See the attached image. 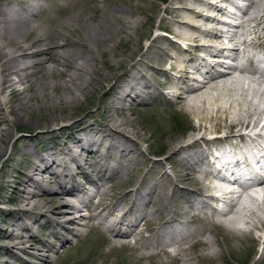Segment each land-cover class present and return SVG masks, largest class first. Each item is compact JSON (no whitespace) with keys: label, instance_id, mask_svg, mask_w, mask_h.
Segmentation results:
<instances>
[{"label":"bare ground","instance_id":"bare-ground-1","mask_svg":"<svg viewBox=\"0 0 264 264\" xmlns=\"http://www.w3.org/2000/svg\"><path fill=\"white\" fill-rule=\"evenodd\" d=\"M46 1L0 3V157L6 153L13 127L22 123L25 115L47 106H70L93 81L107 82L108 74L99 68L96 54L103 58L108 53L109 59L103 60L112 65L114 59L109 61L119 54L116 49L130 41L141 25L135 11L139 6L132 0H126L128 9L99 5L97 0H91L96 4L88 7L86 0H61L54 13L45 16L41 12ZM182 1L172 10L170 24L176 28L168 35L188 46L187 51L172 55L161 38L154 37L145 51L138 53L139 58L129 63L128 71L104 91L103 102L114 111L129 110L133 102H143L153 93L155 75L168 73L163 65L170 61L175 75L166 85L178 87L176 98L199 120L198 134L182 143L172 137L166 143L171 150L165 159L170 172L163 171L151 187L144 186L142 178L110 206L108 201L114 196L108 194L105 184L135 166L143 139L120 127L114 117L99 125L85 123V116L33 127L34 137L79 128L62 144L44 146L43 153L37 152L36 144L11 145L6 160H13L18 152L26 167L21 177L13 180V197L20 208L4 213L1 221L12 227L0 229V234L9 237L0 241H10L20 253H28L31 257L26 264H49L40 246H53L47 240L26 238L32 231L25 218L43 224L61 242L65 241L61 233L69 224L120 234L124 237L117 240L119 245L134 255L136 263L156 257L183 261L186 256L185 263L193 264L190 261L197 257L192 255V247L203 245L213 254L212 243L222 227L236 232L230 242L241 244L250 239L253 245L262 244L264 256V238L254 236L256 230H264V124H259L264 119V0ZM224 4L232 5L233 10ZM88 9L90 15L85 14ZM143 37L136 40L137 47ZM180 42H174L172 49L177 51ZM148 56L152 62L142 64ZM4 111L11 115L12 125ZM225 142L230 149L225 148ZM201 143L204 150L198 148ZM237 144L251 149L247 153L239 149L242 162L231 165L227 156L235 150L233 154H237ZM87 163L91 171L85 170ZM5 175L2 167L0 181ZM78 177L83 180L77 181ZM220 177H226V186L219 184ZM233 185H240L241 190L236 192ZM227 187L228 198H220ZM52 188L56 194L45 197L44 191ZM81 208L85 212H78ZM149 216H159V221L154 222L149 230L152 238L147 239L143 231ZM192 218L199 220L198 227L188 229L187 221ZM104 238L115 248L114 238ZM9 246H0V264L22 259Z\"/></svg>","mask_w":264,"mask_h":264},{"label":"rangeland","instance_id":"rangeland-1","mask_svg":"<svg viewBox=\"0 0 264 264\" xmlns=\"http://www.w3.org/2000/svg\"><path fill=\"white\" fill-rule=\"evenodd\" d=\"M97 1L99 5L109 7L119 6L121 8L128 9L126 0ZM132 1L139 6L135 9V11L137 13L139 12L138 15H136L139 16L141 25L131 36V40L127 41L128 43L126 42L125 45L120 46L116 49L119 54L115 55V57H113L111 61H109L111 63L114 59L112 65L104 63L103 58H108V53H106L103 58L100 55L96 54V62L98 63L99 68L108 74H106L108 77L107 82L103 81L102 84H96L93 81L88 85L89 87L85 90L83 96L80 97L79 100L74 101L75 104L72 102L73 104L71 103L70 106H47L39 110H33L23 117V122L17 125L18 128L17 126L13 127L9 142L7 143V148L5 151L6 153H4L0 157V171L3 167V170L6 174V177L2 178V180L0 181V229L8 230L7 228L12 227L9 222L4 223L1 221V219H4V213L7 211L15 212L18 210V208H20V205H18L13 197L15 195L13 193L14 189L12 185H14L13 183L17 179L16 177H21L20 172L24 171L26 167V162L20 158L18 152H15L16 157L14 156L13 160H9V162L6 160L8 154L12 150L11 145L15 142L16 147L22 148L25 144H28L29 146H34V144H36L37 152L43 153L45 152L44 149L47 146H50V144L51 146H55V143L57 142L62 144L64 141H67L70 133L76 132L78 130L77 128H79L78 126H74L64 130H59L60 132L57 130L55 132H52L51 135L50 133H45L40 137H34L32 136L34 135L32 133L35 131L33 127H35L36 125L44 126V124L48 123L49 121H53L56 119L57 121L59 120L60 122L62 121L64 123H67L65 121H73L85 116L86 117L83 119L85 123H93L94 125H99L114 117L115 119L120 121L118 122L119 125H121L120 127L129 132L135 133V137L143 139V142H141L140 144L141 155L137 158V163L135 164V166H129L128 172L124 173L119 178H113L112 180H109L105 184V188L108 194L110 196L113 194L112 196H114L111 200L108 201V204H110V206L115 201L122 199V195L124 194V192L129 190L130 188H134V186L142 178H144V186L151 187L154 183L158 182L157 179L163 171L170 172V163L165 159L166 157H168L171 150L167 148L169 147L167 144L172 137L177 136L179 138L178 141L182 143L186 139H189L191 137L193 138L198 134L196 126L199 120L196 118V115L192 111L185 109V107L182 106L181 99L176 98L177 92L175 90L176 88L178 89V87H170L166 85V83L169 82L168 80L175 75L174 70L170 69V61L163 65V68L167 70L168 73L155 75L157 76V78H155V84L151 86V90L153 93L152 95L147 96L143 102H133V105L130 107L131 109L125 111H122L120 109L115 111L110 110L103 102V98L106 97L105 94H103L104 91L119 79L124 70L128 71L129 63L139 58L138 53L145 51L146 47L150 44L151 39H153L154 37L158 36L159 38H161L163 42L162 45L167 46L169 52L172 55H176L178 52L183 55L182 53L184 51L186 52L188 49V46H184L180 42V40H177L176 37L168 35L169 33L173 32V30L175 31L176 28L174 24H170L171 20L174 17L172 10L177 9L178 6L182 4V0ZM236 1L240 2V0ZM1 2L2 0H0V3ZM58 2H61V0L46 1L44 10L41 12V15L45 14L46 16L54 13V8L56 7V3ZM86 2H88L87 7L89 6V4H96V1L86 0ZM189 5L193 4L189 3ZM224 5H226L227 10H233L232 5ZM89 9L85 12L86 15H90L92 13ZM204 12L207 13L209 11ZM95 16H99V14H95ZM226 17V20L235 22L234 19L228 16ZM208 25L209 24H206L205 26ZM236 32L239 33L238 29L236 30ZM140 36H144L146 37V39L144 40V37L139 39L137 47L136 40L138 39V37L140 38ZM249 38L250 37H247V39ZM174 42H180L182 46L181 47L179 45V47L177 45V51L173 50L171 47ZM168 44L170 45L168 46ZM183 47L187 48L184 49ZM152 50L153 52L157 51V49L154 47H152ZM251 50L252 49H250V52ZM148 57L143 58V61H141V63L144 65H149L152 62L151 60L153 58H151V56ZM155 57H158V54ZM119 59L121 60L119 61ZM150 72H152L153 75L155 74L153 70H150ZM257 94H260V92H258ZM5 112L6 111H4L3 115H6L5 117L7 118V121L12 125L13 122L11 115H8ZM206 123H208L209 125L211 122ZM199 133L203 134V132ZM207 133L208 132H205L204 135L206 136ZM19 138L22 139L18 141L17 139ZM225 143L227 145L225 148L230 149L231 145L227 144V142ZM237 145V154H233L236 152L235 150L234 152H231L229 156H227L229 159H232L231 165L242 162L243 154L239 152V149H241L244 153L249 152V150L251 149L250 146L245 144H241V146L240 144ZM206 146L212 148L214 145ZM198 148L204 150L202 143ZM85 167H87V169H85L87 171H91L89 169H92V167L89 166L88 163L85 165ZM148 170L149 172H147ZM172 176L174 175H172L171 173V177ZM22 177L24 176L22 175ZM78 180H83V178L78 177L77 181ZM169 183L171 182L169 181ZM55 194V189L52 188L46 189L43 195L45 197H52ZM246 201H248L247 203H251L249 200ZM83 211L85 212L84 208L78 210V212ZM25 219L28 223V230L33 232H31V234H28V236H25L26 238H29V240L34 242L38 241L39 238L47 240L52 244L51 246L53 247L51 249L40 246L42 252H44L45 256H47L49 264H186V256L183 257L184 255L182 256L184 258L183 261H176L172 258L166 257H156L148 258L139 263H136L134 262V255H132L126 248L121 247L119 245V242L117 241L123 239L120 237L124 236L109 232V230H105V228L98 229V231L95 228H90L89 226L78 228L81 226L80 224H69V228H67V230H63L61 233V238L65 239V241L63 240V242H61L58 238L52 236L48 229L42 226L43 224L38 225V223L33 222L32 219ZM146 219H148L145 225L147 231L144 230L143 235L144 238L148 239L149 237H151V233L149 230L157 224L156 222L159 221V216H149ZM146 219L144 221H146ZM198 222V219L192 218L187 221L186 226L188 229L197 228ZM92 224L96 225V222L93 221ZM120 227L122 231L125 226L124 224H122L120 225ZM256 231L257 232L254 233V236H256L258 239L264 238V230ZM233 233L236 232L228 227H222L220 229V231L216 235V243H212V249H214L213 254L208 253L210 252V250H207V248L203 245L198 244L193 246L192 255H195L197 258L195 260H191L190 262H193V264H264V256L262 255V253H260L262 244L253 245L250 239H244L241 244L235 243L233 241L230 242L228 239L231 238L234 240V238L237 237L236 234ZM30 235L34 237L31 238ZM110 236L117 241V243H115V248H110V244L105 242L104 237L111 239ZM2 237L9 239V237H5L1 233L0 238ZM208 237L210 239L212 238L210 234L208 235ZM10 238H12V236H10ZM9 242L10 241H0V246L9 244L11 245V247L9 246L11 250L14 249L13 251L19 252V250L14 248L12 246V243ZM20 255L22 259H18L17 261H15V264H26V262L30 261L31 256L28 253L21 252Z\"/></svg>","mask_w":264,"mask_h":264},{"label":"trees","instance_id":"trees-1","mask_svg":"<svg viewBox=\"0 0 264 264\" xmlns=\"http://www.w3.org/2000/svg\"><path fill=\"white\" fill-rule=\"evenodd\" d=\"M160 152V151H159Z\"/></svg>","mask_w":264,"mask_h":264}]
</instances>
